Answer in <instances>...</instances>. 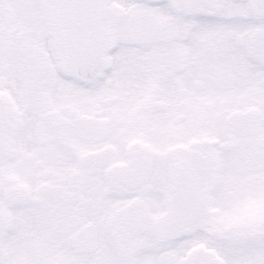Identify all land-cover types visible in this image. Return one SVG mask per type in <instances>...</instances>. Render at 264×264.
I'll list each match as a JSON object with an SVG mask.
<instances>
[{
	"label": "snow or ice",
	"instance_id": "6c2138e0",
	"mask_svg": "<svg viewBox=\"0 0 264 264\" xmlns=\"http://www.w3.org/2000/svg\"><path fill=\"white\" fill-rule=\"evenodd\" d=\"M0 264H264V0H0Z\"/></svg>",
	"mask_w": 264,
	"mask_h": 264
}]
</instances>
